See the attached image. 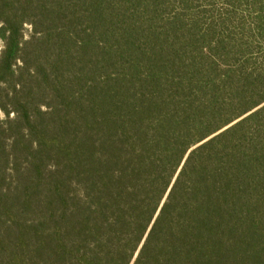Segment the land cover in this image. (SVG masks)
<instances>
[{
    "label": "trees",
    "instance_id": "trees-1",
    "mask_svg": "<svg viewBox=\"0 0 264 264\" xmlns=\"http://www.w3.org/2000/svg\"><path fill=\"white\" fill-rule=\"evenodd\" d=\"M0 41V264H264V0H0Z\"/></svg>",
    "mask_w": 264,
    "mask_h": 264
},
{
    "label": "rangeland",
    "instance_id": "rangeland-1",
    "mask_svg": "<svg viewBox=\"0 0 264 264\" xmlns=\"http://www.w3.org/2000/svg\"><path fill=\"white\" fill-rule=\"evenodd\" d=\"M26 28H27V34H29V33H30V31H29L30 29H29L28 26H27ZM1 48H2V42L0 41V49H1Z\"/></svg>",
    "mask_w": 264,
    "mask_h": 264
},
{
    "label": "water",
    "instance_id": "water-1",
    "mask_svg": "<svg viewBox=\"0 0 264 264\" xmlns=\"http://www.w3.org/2000/svg\"><path fill=\"white\" fill-rule=\"evenodd\" d=\"M235 123H236V122H235ZM228 127H230V126H228ZM228 127H227V128H228ZM227 128L223 129L222 131L226 130ZM222 131H220L219 133H221ZM219 133H217V134H219ZM217 134H215V135H217ZM215 135H214V136H215ZM214 136H212V137H214Z\"/></svg>",
    "mask_w": 264,
    "mask_h": 264
}]
</instances>
